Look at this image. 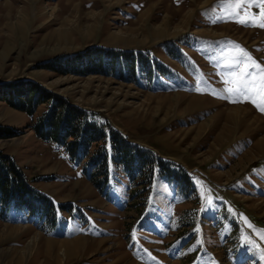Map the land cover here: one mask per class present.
I'll return each instance as SVG.
<instances>
[{"label":"rangeland","instance_id":"obj_1","mask_svg":"<svg viewBox=\"0 0 264 264\" xmlns=\"http://www.w3.org/2000/svg\"><path fill=\"white\" fill-rule=\"evenodd\" d=\"M240 2L0 0V134L17 132L0 138V153L53 205L44 215L0 211V264H264V111L224 91L244 90L231 83L239 67L226 62L264 69L261 0ZM245 13L248 22H239ZM102 47L143 55L109 57ZM35 85L189 170L167 165L168 180L152 164L149 186L139 172L118 185L124 171L107 144L108 190L100 194L34 129L53 101L33 115L17 108L12 90ZM238 106L240 119L226 120ZM104 141L92 142L87 157Z\"/></svg>","mask_w":264,"mask_h":264},{"label":"trees","instance_id":"obj_2","mask_svg":"<svg viewBox=\"0 0 264 264\" xmlns=\"http://www.w3.org/2000/svg\"><path fill=\"white\" fill-rule=\"evenodd\" d=\"M104 50V54L109 57H112L110 54L117 51L118 56H121V54L134 55L133 57H130V60L134 61L139 57V53L143 55L139 51L134 52L132 50L125 52L111 48H103L102 51ZM80 54L83 55L85 52L83 51L81 53L78 52L75 55H69L77 56ZM69 55H65L64 58L67 59L70 57ZM58 58L59 56L55 59L57 60ZM142 59L145 62L149 60L145 58ZM75 61H81V58L70 59V61L67 60L65 64H70ZM128 63H126L127 70H129L130 67L132 68V65L129 66ZM122 66L126 67L125 65ZM46 68L54 70L56 67L49 66ZM122 71L125 73V70ZM129 78H132V76H129ZM24 81L26 80H20L19 83ZM9 83L10 82H4L2 84ZM11 83H14V81H11ZM36 89H39V91L43 93V97L37 98L34 96ZM12 91L15 93L16 97L20 96V106L17 108L26 111L30 115H33V112L35 111L34 108L38 104L45 102L47 99L53 101L51 102L53 105L44 112V115L37 119L34 129L42 140L52 142L57 146L62 147L72 163L76 165L82 164L83 173L89 180L93 181L100 193L104 192L108 182L107 144L110 146L112 161L122 167L131 183L135 180V174L139 172V178L141 179V182L139 183H141V185L145 184L149 186L152 177L151 171L154 170V168H152V170L150 168V165L152 164L159 166V169L164 172L162 176L168 180H173L169 171H165V167L167 165H170V167L176 165L167 160L153 156L154 154L150 150L128 141L109 122L99 119L98 115L95 113L83 108L78 109L65 100H62V103H60L58 102L60 99L54 95H50L49 92L45 91V89H42V87L38 85H35L30 89L25 88L21 91L19 89H13ZM50 100H48V102H50ZM16 135V131L4 129L3 133L0 134V138H9ZM105 136L112 140L104 141L103 138ZM68 138L71 140H68ZM102 141L104 142L100 144L99 151H95V153H92L91 156L87 157L85 150L87 152V148L92 145L91 143ZM85 158H89L88 162H85ZM138 164L139 166H137ZM176 168L180 171L184 170L178 165ZM182 182L183 185L190 187V184L187 185L183 180ZM50 206L51 208L53 207L52 203L47 200L46 196L30 185L22 176V172L19 167L15 165L11 156L9 157V155L6 156L5 154L3 155L0 153V211L4 214L11 207H17L25 209L30 213L37 212L44 215L45 208L51 209Z\"/></svg>","mask_w":264,"mask_h":264},{"label":"snow or ice","instance_id":"obj_3","mask_svg":"<svg viewBox=\"0 0 264 264\" xmlns=\"http://www.w3.org/2000/svg\"><path fill=\"white\" fill-rule=\"evenodd\" d=\"M261 11L259 13L260 18H264V0H261ZM241 6L240 0H237L235 7L239 8ZM249 17L247 13H245V18H240L239 22L247 23ZM253 22L257 21V17H250ZM215 22V21H213ZM261 27H264V23L260 24ZM238 47V46H237ZM239 52L242 56L246 57L247 54L244 53L243 49H239ZM250 59V58H248ZM242 63L239 59H234L230 62H226L227 67H239V73L233 71L231 73L233 79L231 83L233 85H243V91L239 89V87H226L224 89L228 98H231L233 95L241 96L244 100H251L253 104H256L261 111H264V69H260L259 65H255L254 63L249 64L247 62ZM251 68L259 69V73H253L250 71ZM227 82V80H226ZM197 91H200V87H196ZM231 102H236L232 100ZM211 203V201H209Z\"/></svg>","mask_w":264,"mask_h":264},{"label":"bare ground","instance_id":"obj_4","mask_svg":"<svg viewBox=\"0 0 264 264\" xmlns=\"http://www.w3.org/2000/svg\"><path fill=\"white\" fill-rule=\"evenodd\" d=\"M228 110V109H227ZM242 114V108H240L239 106L238 107H232L230 108V110H228L227 112V117H226V120H228L229 122H237L239 119H240V116ZM255 120V119H254ZM253 121V120H252ZM81 239L79 238H75L73 240H69V241H63L65 242L67 245L69 244H74L75 242H77V244L80 242ZM75 241V242H74ZM70 242V243H69ZM61 243V241H60ZM76 246V245H75ZM68 247V246H67ZM72 247H70L71 249ZM76 248V247H75ZM69 249V248H68ZM74 249V248H72Z\"/></svg>","mask_w":264,"mask_h":264},{"label":"crops","instance_id":"obj_5","mask_svg":"<svg viewBox=\"0 0 264 264\" xmlns=\"http://www.w3.org/2000/svg\"><path fill=\"white\" fill-rule=\"evenodd\" d=\"M70 166L74 169V170H72L73 172H74V178L75 179H81V176H79V171L81 170V173L83 174V177L84 178H86V179H88L86 176H85V174L83 173V171H82V165H79V166H77V165H75V164H73V163H70ZM184 166V165H183ZM119 168H122L121 166H118ZM184 167H186V166H184ZM187 169H188V167H186ZM189 170V169H188ZM124 178H121L120 177V179L119 180H117V181H115V184H120L121 183V180L122 181H124L125 179H126V174L124 173ZM83 178V179H84ZM128 179V178H127ZM100 193V192H99ZM100 194H102V193H100ZM105 194H107V193H105ZM59 203H60V201H58ZM83 208H85V209H87L85 206H82ZM91 214V213H90ZM96 216H93L92 214H91V216H89V218H95ZM73 220H76V219H73ZM84 220H87V219H84Z\"/></svg>","mask_w":264,"mask_h":264}]
</instances>
